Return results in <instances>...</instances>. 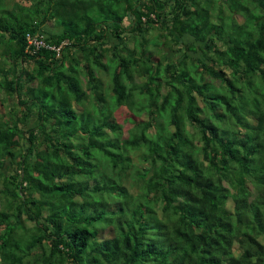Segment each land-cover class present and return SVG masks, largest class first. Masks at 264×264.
I'll use <instances>...</instances> for the list:
<instances>
[{
    "label": "trees",
    "instance_id": "1",
    "mask_svg": "<svg viewBox=\"0 0 264 264\" xmlns=\"http://www.w3.org/2000/svg\"><path fill=\"white\" fill-rule=\"evenodd\" d=\"M201 3L0 0V264H264V0Z\"/></svg>",
    "mask_w": 264,
    "mask_h": 264
},
{
    "label": "rangeland",
    "instance_id": "2",
    "mask_svg": "<svg viewBox=\"0 0 264 264\" xmlns=\"http://www.w3.org/2000/svg\"><path fill=\"white\" fill-rule=\"evenodd\" d=\"M198 1L202 2L200 4L201 7H203V4L206 5V0H198ZM208 2H209V4H212V7L214 6L216 8L215 13H213L210 16V19L212 21H215L217 19L222 20V21L224 20L227 27L228 26H231V27L236 26V20H238V22H242L241 21L242 17L239 15H236V0H208ZM231 29H233V28H231ZM162 32L163 31H161V30L159 31L156 29L155 31H151L150 34L147 35L148 38H150V39L152 38V39L149 41V45H147V48H146L147 52L146 53L151 54L153 52L155 55H157L156 53H158L159 51H162V53L165 52L164 54L166 55V58L168 60H170L172 58L173 59L179 58L181 53H182L180 51L179 45L176 44L173 40L170 41V40H168V38L165 39V37H162V35L158 36L160 34H163ZM1 34H6V33L0 32V35ZM235 34H236V31H235ZM154 36H158V37L155 39V38H153ZM188 38L186 37L185 39L187 40ZM155 40L158 43H161L162 41L165 42L168 40L169 44H167V42H166V44H161V46L159 48H156L154 45H151V43ZM158 40H160V41H158ZM128 44L130 46H132L133 45L132 40H130L128 42ZM155 51H157V52L155 53ZM77 54L79 55L80 52H77ZM80 65H82V62L80 63ZM91 65H93L92 62H91ZM27 68H30V67H27ZM96 70L98 72V76L100 77V79L103 82V89H105V88L108 89V86L110 85L109 74L105 71L103 72V71H98V69H96ZM80 77L83 80V82H82L83 87H85V81H84L83 75H81ZM144 79L145 78L143 76H138V75H135L133 77L134 82H143ZM206 80H210L209 77H206ZM90 93L91 92H89V90H88V94H90ZM1 96H3L2 93H1ZM72 105L77 111L82 110L84 108L82 106H78L76 104V102H74V101H73ZM4 109L6 110V108L1 107L0 110L4 111ZM112 115H113L114 121H116V123H118L120 125V129L118 130V132L112 133L113 137H118L120 141H127V140L129 141V140L135 138L136 135H138V131L140 130L141 126L137 125L138 119L131 115L130 111L128 110V108L126 106L119 105V107H117L116 110L113 111ZM140 116H141V119L146 120V118H147L146 112H142L140 114ZM8 126H11V125H8ZM188 128L190 129L189 126H188ZM140 153H141V150H135V149L130 151V153H129V155L132 159V163L137 165V166H142L144 164L143 161L141 162V158L139 157ZM6 160L9 161V159H6ZM16 167H17L16 163H14V165L11 164L9 166L8 170L10 171V174L14 173ZM128 171H131V169H129ZM129 185L130 184H128V186ZM130 188H131V191L133 193H135L137 191V188L135 186H130ZM31 223L32 222L27 220L28 226L32 225Z\"/></svg>",
    "mask_w": 264,
    "mask_h": 264
},
{
    "label": "built area",
    "instance_id": "3",
    "mask_svg": "<svg viewBox=\"0 0 264 264\" xmlns=\"http://www.w3.org/2000/svg\"><path fill=\"white\" fill-rule=\"evenodd\" d=\"M28 40L32 46L30 54L37 52L41 48H45L53 52L55 56L60 55L62 47L67 43V40H64L59 45H55L54 43L47 42L44 36H39L38 33L34 34L32 37H28Z\"/></svg>",
    "mask_w": 264,
    "mask_h": 264
}]
</instances>
